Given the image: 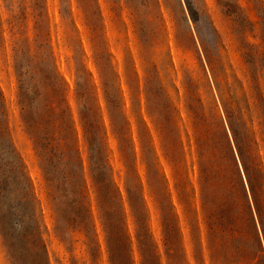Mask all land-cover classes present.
Returning <instances> with one entry per match:
<instances>
[{
    "label": "rangeland",
    "instance_id": "obj_1",
    "mask_svg": "<svg viewBox=\"0 0 264 264\" xmlns=\"http://www.w3.org/2000/svg\"><path fill=\"white\" fill-rule=\"evenodd\" d=\"M263 251L264 0H0V264Z\"/></svg>",
    "mask_w": 264,
    "mask_h": 264
},
{
    "label": "trees",
    "instance_id": "obj_2",
    "mask_svg": "<svg viewBox=\"0 0 264 264\" xmlns=\"http://www.w3.org/2000/svg\"><path fill=\"white\" fill-rule=\"evenodd\" d=\"M242 155V154H241ZM259 163V162H258ZM245 165V164H244ZM245 171L247 172V176H248V170H247V167L245 165ZM262 260H263V264H264V251H263V254H262Z\"/></svg>",
    "mask_w": 264,
    "mask_h": 264
}]
</instances>
